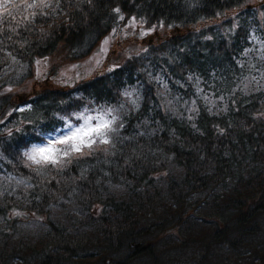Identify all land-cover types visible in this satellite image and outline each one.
<instances>
[{"label":"trees","instance_id":"1","mask_svg":"<svg viewBox=\"0 0 264 264\" xmlns=\"http://www.w3.org/2000/svg\"><path fill=\"white\" fill-rule=\"evenodd\" d=\"M249 1L0 8V264H264V0ZM118 16L170 35L108 74L14 102L36 59H82ZM108 107L110 143L57 167L25 156Z\"/></svg>","mask_w":264,"mask_h":264},{"label":"rangeland","instance_id":"2","mask_svg":"<svg viewBox=\"0 0 264 264\" xmlns=\"http://www.w3.org/2000/svg\"><path fill=\"white\" fill-rule=\"evenodd\" d=\"M260 1L250 0L249 3L252 7L257 8ZM235 13L231 11L229 15ZM117 21V24L108 30L90 53L82 59L70 60L62 49L48 57L36 59L33 64L32 78L21 87L9 91L14 102L22 105L34 91H40L42 88H69L80 81L84 82L96 76L108 74L129 58L146 52L149 45H156L170 35L169 31H164V28L146 27L145 24L135 19L126 20L124 17L121 19V16H118ZM105 40L108 41L107 45H104ZM102 48H106V51H102ZM37 61L40 63L37 64ZM125 95L127 99H131L133 93L128 92ZM77 117L78 122L75 121V123L58 130L53 136L47 137L46 141L36 146H45L50 141L63 138L76 128L95 126L100 122L101 117L104 120L115 118L111 125L112 128L118 113L115 107H108L103 110H86ZM89 117L92 119H88ZM85 120H88L87 125ZM100 145L102 144L97 142L93 147ZM55 147L63 149L65 146L56 144Z\"/></svg>","mask_w":264,"mask_h":264},{"label":"snow or ice","instance_id":"3","mask_svg":"<svg viewBox=\"0 0 264 264\" xmlns=\"http://www.w3.org/2000/svg\"><path fill=\"white\" fill-rule=\"evenodd\" d=\"M9 0H4L3 4H0V8L7 10ZM15 7V5H13ZM57 6H59V0H57ZM51 7L50 0H32L31 3H26L24 5L25 11L28 9H43ZM119 12V9H115ZM11 15V13H8ZM36 13L33 12L32 16ZM123 19V17H121ZM25 21L31 22L30 17L25 16ZM108 41H104V45H107ZM102 51H106V48H102ZM13 59H15L13 57ZM40 61H37L39 64ZM88 119H92L89 117ZM115 118L112 120H104L100 118V122L95 126H87L82 128H76L69 135H65L63 138L57 139L55 141H50L45 146H34L31 152H26L25 156L32 164L37 165L38 168L57 167L62 165L68 158L73 154H83V149H91L93 145L99 142L100 144L110 143L107 132L112 130L111 125L113 124ZM85 124H88V120H85ZM56 144L64 145L63 149L55 147ZM70 162V161H69Z\"/></svg>","mask_w":264,"mask_h":264}]
</instances>
